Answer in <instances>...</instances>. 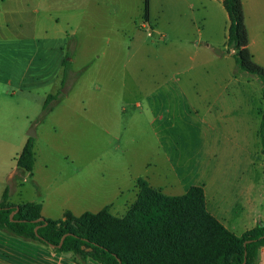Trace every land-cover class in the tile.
Masks as SVG:
<instances>
[{"label": "rangeland", "instance_id": "374dc122", "mask_svg": "<svg viewBox=\"0 0 264 264\" xmlns=\"http://www.w3.org/2000/svg\"><path fill=\"white\" fill-rule=\"evenodd\" d=\"M242 3L264 65V0ZM0 9V197L7 189L10 203L39 202L50 219L110 204L124 215L139 177L168 195L200 184L209 200L217 174L232 184L247 157L263 158L262 85L236 73L222 0H149L148 22L144 0ZM30 132L31 175L15 161Z\"/></svg>", "mask_w": 264, "mask_h": 264}, {"label": "trees", "instance_id": "16d2710c", "mask_svg": "<svg viewBox=\"0 0 264 264\" xmlns=\"http://www.w3.org/2000/svg\"><path fill=\"white\" fill-rule=\"evenodd\" d=\"M222 5L229 20L226 48L233 50L236 73L257 78L264 103V66L254 61L249 49L242 0H222ZM148 14L149 0H144V22L149 21ZM56 96H46L43 111ZM259 134L264 152V111ZM33 146V138L28 137L16 159L17 167L29 173L35 160ZM136 185V200L121 217L105 206L78 216L65 211L56 220L41 215L40 203H9L5 189L0 198V230L56 252H71L82 264L88 258L102 264H255L257 248L264 246V224L237 236L206 210L201 186L191 185L181 195H166L144 178H137Z\"/></svg>", "mask_w": 264, "mask_h": 264}, {"label": "crops", "instance_id": "0c3cea01", "mask_svg": "<svg viewBox=\"0 0 264 264\" xmlns=\"http://www.w3.org/2000/svg\"><path fill=\"white\" fill-rule=\"evenodd\" d=\"M31 1L37 2V4L41 2V0H31ZM6 14H7L6 10L0 9L1 24H3L2 23L3 20L6 21V19H8V16H6ZM27 136L30 137L29 135ZM33 144H34V139H33ZM33 151H34V146H33ZM34 156H35V152H34ZM233 161L238 162L239 160L238 158H235V160L233 159ZM245 162H246L245 168L247 169L245 172L235 171L231 173L232 184H229L227 181H223L221 175L217 174L215 177L216 178L215 184L213 186V197H211L208 200L206 193L204 191L206 210L211 215H213V217H215L225 228H227L230 232H232L237 236L242 235L244 232L253 228L257 224H264V156L258 162L257 166H255L254 161L249 157L246 158ZM19 173L20 172H18L17 170H14L11 174L10 179H13ZM29 175H31V173H29ZM244 175L246 176L245 178ZM260 179H261V183H260ZM197 185L200 186V184ZM155 189H158L162 193L166 194L165 192L162 191L161 188H155ZM137 193H138V186H137ZM137 193L136 195L133 194L135 195V198L132 195L131 198L123 204L124 207H126L131 202L127 210L136 200ZM133 198L134 200L132 201ZM7 201H8V194H7ZM31 202L39 203L35 201H31ZM105 206H107L108 210L110 211L111 204ZM123 209L124 208H122V210ZM41 210H42V206H41ZM65 211H69L74 216H78L75 215L71 210L67 209ZM114 211L118 212L116 211L115 208ZM110 213L112 212L110 211ZM117 214H113V215L118 217L123 216ZM0 264H82V263H79L71 252H56L50 246H46L36 241H27L15 236L7 235L0 230ZM85 264H102V263L92 258H88ZM255 264H264V246H259L257 248V258Z\"/></svg>", "mask_w": 264, "mask_h": 264}, {"label": "water", "instance_id": "95a60500", "mask_svg": "<svg viewBox=\"0 0 264 264\" xmlns=\"http://www.w3.org/2000/svg\"><path fill=\"white\" fill-rule=\"evenodd\" d=\"M28 135H29L30 137H33V136H34V133H33V132H30V133H28ZM12 215H13V212L10 214V216H12ZM36 229H37V228L34 229L35 233H36ZM66 235H67V233L63 234V236L61 237L60 242L58 243L57 246H60V245H61V243H62V241H63V238H64ZM245 243H246V241L244 242V244H245Z\"/></svg>", "mask_w": 264, "mask_h": 264}]
</instances>
